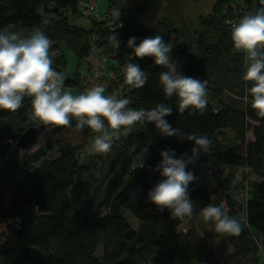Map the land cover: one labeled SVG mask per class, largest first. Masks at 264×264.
<instances>
[{
    "label": "trees",
    "instance_id": "trees-1",
    "mask_svg": "<svg viewBox=\"0 0 264 264\" xmlns=\"http://www.w3.org/2000/svg\"><path fill=\"white\" fill-rule=\"evenodd\" d=\"M106 1L110 12L120 9V18L94 19L91 28L85 29L72 24L67 15L71 8L87 16L85 5H77L76 0H0V30L9 24H16L13 31L23 35L41 29L52 41L49 55L60 52L52 64L58 72L68 63L64 49H71L80 65L95 43L102 54L109 55L105 62H116L109 67L117 75L115 87L108 88H119V99L131 100L129 108L170 105L173 114L165 119L173 128L207 134L213 141L211 150L202 152L187 169L199 178L189 185L193 215L183 221L173 219L169 210H157L148 192L163 179L154 171L162 161L161 151L174 150L177 158L184 153L190 156L194 142L163 137L154 124L137 123L127 136L113 139L109 153L84 157V143L97 134L85 127L83 144L59 137L76 128L75 119L71 127L46 125L35 119L31 98L25 97L17 112L0 109V226H4L0 264H264V118L251 107L247 89L252 82L243 80L245 53L235 49L231 38V22L256 14L264 4L261 0H214L210 11L198 14L192 23L183 16L181 0ZM163 5L166 12L161 11ZM152 12L160 13V18L148 27L140 17ZM114 34L121 42L118 50L110 41ZM154 35L172 44L170 55L178 70L208 81L203 115L189 116V110L180 114L178 98H167L160 83V74L167 69L155 65L154 58H137L127 46L131 37L139 45ZM129 62L146 72L143 88L125 83L124 68ZM74 73L64 79V90L81 85L79 72ZM40 125L45 126L40 136L29 146H20L24 131ZM48 128L53 136L32 150ZM239 143L246 144L244 151L237 148ZM144 150H148L146 160L141 158ZM206 175L213 177L212 187ZM209 204H223L229 217L240 222L241 234H219L213 222L205 221H200L201 229L194 224L181 227L200 218ZM122 210L138 219L137 228ZM210 238L219 239L221 247L230 242L232 250L220 257Z\"/></svg>",
    "mask_w": 264,
    "mask_h": 264
},
{
    "label": "clouds",
    "instance_id": "clouds-1",
    "mask_svg": "<svg viewBox=\"0 0 264 264\" xmlns=\"http://www.w3.org/2000/svg\"><path fill=\"white\" fill-rule=\"evenodd\" d=\"M112 16L119 19L120 9H113ZM16 27V24H9L0 30V109L17 112L23 107L24 98L30 97L36 120L46 125L71 127V121L75 119L78 131L88 127L96 133L91 145L95 153H109L114 138L127 136L134 125L145 122L154 124L163 137L175 136L194 142L190 156L184 153L177 158L174 150L161 151L162 161L154 171L159 172L163 179L148 192V199L158 211L167 209L173 219L181 221L191 217L194 204L189 195V185L199 178L187 169L189 165L196 164L202 152L211 150L213 141L208 135L185 133L173 128L165 119L173 114L170 105L158 103L151 110L131 109L128 107L130 99L105 96L102 86H93L79 95L65 91L63 73L52 67L49 55L52 41L49 37L39 28L23 35L22 31H13ZM231 38L235 49L245 53L243 80L252 82V87L247 89L252 97L251 107L258 117L264 118V7L256 14L244 15L233 24ZM136 39L129 38L127 46L133 48L137 58H154L155 65L167 69L161 72L160 83L167 98L174 95L178 98L179 113L189 110V116L203 115L208 104V81L186 76L178 70L177 62L170 55L173 46L161 35L144 38L139 45H136ZM110 41H115L118 50L121 42L115 34ZM124 74L125 83L134 88H143L148 80L138 63H127ZM248 94L243 97L245 103L249 100ZM201 215L206 223H214L219 234L239 236L242 232L240 222L229 217L223 204H209L202 209Z\"/></svg>",
    "mask_w": 264,
    "mask_h": 264
},
{
    "label": "rangeland",
    "instance_id": "rangeland-1",
    "mask_svg": "<svg viewBox=\"0 0 264 264\" xmlns=\"http://www.w3.org/2000/svg\"><path fill=\"white\" fill-rule=\"evenodd\" d=\"M96 3V10L93 11L91 14H87V16L79 15V13H73L71 8H68L67 15L71 21L72 24H75L77 26H80L85 29H90L92 25V20L99 19V20H105L108 17H113L112 12L107 10L108 2L106 0H93ZM132 0H119L121 4H129ZM214 0H181L179 1L181 10L183 11V16L186 18L187 21H194L196 20L198 14H206L210 11L211 5ZM162 12L165 11V6L163 5V8L161 10ZM166 12V11H165ZM160 13H150L146 17L142 16L140 17V21L148 27L151 26V23H155L160 18ZM176 24L179 26L180 21L177 18L175 19ZM93 36V35H92ZM66 56V59L68 61L67 66L64 70H60V72L63 73L64 79L74 77V72L77 70L80 74V80L81 85L79 87H66V91L71 92L73 95H79L83 94L86 89H90L93 86H102L105 89L104 95L105 96H114L115 98L119 99V93L120 89L115 88L113 91H111L108 87H112L115 84V81L117 79V75L115 72L110 71L111 64H116V62L112 60H108V62L104 61V57H108V54H102L98 46L93 43L91 45V49L89 50V54L80 65H78V59L75 55V53L71 49H64L63 52ZM60 54V52L52 53L50 55V58L53 61L54 57H57ZM105 70V74H100L102 71L101 69ZM115 87V86H114ZM213 103L216 105V101H213ZM52 135V129L48 128L45 131V134H43V137L41 136L39 138V143L32 149H36L39 147L41 143H43L47 138H49ZM53 136V135H52ZM61 138H66L71 140L74 144H83L84 139L82 137L81 131H78L76 128L73 129H67L63 131L60 136ZM248 137L251 138V132H249ZM91 139H94L93 137H90L89 140H87L84 143L83 153L84 157H88L90 155H95L97 153L93 152L91 150V145L93 141ZM153 142H155V139H153ZM245 143H239L237 148L241 151L245 150ZM56 154L53 153L50 158H53ZM148 157V150H144L141 153L142 159H147ZM209 184L212 187L213 183V177L211 175H206ZM253 177V176H252ZM255 179V177H253ZM232 195H236V191L231 192ZM122 215L129 221V223L134 227H138V219H136L128 210H122ZM200 221H204L203 217L200 218H194L191 222L183 224L181 227H188L190 224L197 225L201 229ZM4 226H0V232H3ZM209 244L212 246V248L217 252V254L220 257L226 256V254L232 250V245L230 242H227L223 247L220 245L219 239L216 238H210L208 239Z\"/></svg>",
    "mask_w": 264,
    "mask_h": 264
},
{
    "label": "water",
    "instance_id": "water-1",
    "mask_svg": "<svg viewBox=\"0 0 264 264\" xmlns=\"http://www.w3.org/2000/svg\"><path fill=\"white\" fill-rule=\"evenodd\" d=\"M44 128H45L44 125H40V126H32L26 129L19 139V145L22 147L29 146L33 141H35L40 136Z\"/></svg>",
    "mask_w": 264,
    "mask_h": 264
},
{
    "label": "built area",
    "instance_id": "built-area-1",
    "mask_svg": "<svg viewBox=\"0 0 264 264\" xmlns=\"http://www.w3.org/2000/svg\"><path fill=\"white\" fill-rule=\"evenodd\" d=\"M77 5H85V8L83 10L84 13L86 14H91L93 11H96V3L93 0H76L75 2ZM240 19L234 20L231 22V24H236L239 22ZM102 71H97L100 72V74H103V68L101 69Z\"/></svg>",
    "mask_w": 264,
    "mask_h": 264
},
{
    "label": "crops",
    "instance_id": "crops-1",
    "mask_svg": "<svg viewBox=\"0 0 264 264\" xmlns=\"http://www.w3.org/2000/svg\"><path fill=\"white\" fill-rule=\"evenodd\" d=\"M230 251H231V250H230ZM230 251H229V252H230Z\"/></svg>",
    "mask_w": 264,
    "mask_h": 264
}]
</instances>
